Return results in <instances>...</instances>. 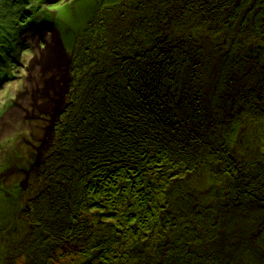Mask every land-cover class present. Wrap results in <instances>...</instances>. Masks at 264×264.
Returning a JSON list of instances; mask_svg holds the SVG:
<instances>
[{"label": "rangeland", "instance_id": "rangeland-1", "mask_svg": "<svg viewBox=\"0 0 264 264\" xmlns=\"http://www.w3.org/2000/svg\"><path fill=\"white\" fill-rule=\"evenodd\" d=\"M198 1L0 0V264L78 258L31 228L41 169L264 148V0Z\"/></svg>", "mask_w": 264, "mask_h": 264}, {"label": "trees", "instance_id": "trees-1", "mask_svg": "<svg viewBox=\"0 0 264 264\" xmlns=\"http://www.w3.org/2000/svg\"><path fill=\"white\" fill-rule=\"evenodd\" d=\"M150 42L153 55L178 44ZM115 86L124 96L123 84ZM139 88L129 107L145 111ZM110 97L96 98L100 111L118 113ZM188 155L41 169L59 174L62 186L52 180L38 195L41 217L31 228L47 229L49 239L56 232L57 253L80 245L68 264H264V148Z\"/></svg>", "mask_w": 264, "mask_h": 264}]
</instances>
